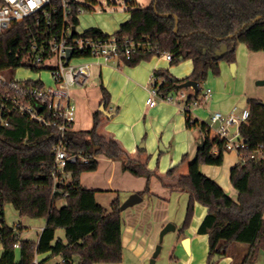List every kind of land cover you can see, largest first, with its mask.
Here are the masks:
<instances>
[{
    "label": "trees",
    "instance_id": "trees-1",
    "mask_svg": "<svg viewBox=\"0 0 264 264\" xmlns=\"http://www.w3.org/2000/svg\"><path fill=\"white\" fill-rule=\"evenodd\" d=\"M127 3L132 6L128 9L130 17L112 35L121 42L144 41L152 49L133 53L130 58L122 54L120 62L134 66L164 53L173 55L172 64L193 59L194 70L190 76L178 78L169 69L159 68L153 73L152 83L164 98L181 91L180 85L185 81L199 82V91L194 90L184 100L183 112L187 127H198L202 131L204 148L198 150L193 160L186 153L176 166L164 171L159 167L151 169L148 151L126 149L121 139L107 129L110 118L96 110L90 130L68 133V150L120 159L123 168L136 176L155 177L172 191H186L190 198L182 229L191 223L196 201L208 208L199 232L209 236V264L215 254L226 255L234 242L249 244L241 264L256 263L264 253V100L248 99L250 115L239 127L241 138L250 146L249 155L250 151L260 150L256 157L248 155L231 169L230 179L238 191L237 199L201 170L202 164H223L225 140L213 135L209 123L195 117L191 106L202 95V83L209 71L220 75V61H236L239 43H245L254 52L264 50V0H150L145 6L135 0ZM76 13L77 10L70 18L75 26L80 22ZM86 34L110 35L99 27L87 30ZM29 43L23 24L0 33V71L19 68L22 52ZM223 43L229 50L223 58L217 59L216 51ZM30 82L32 80L27 81ZM102 92V101L108 106L110 94L104 85ZM4 116L9 123L0 124V244L4 249L0 264H35L38 253L50 251L52 255H62L61 264H75V256L79 258L76 264L121 261L125 223L121 198L115 197L109 209L97 200L96 190L80 183L82 172L98 168L97 159L89 163H68L65 171L70 179L55 183L53 148L60 139L58 129L17 111ZM215 149L218 152H214ZM149 191L148 186L142 194ZM60 201L65 203L60 205ZM6 203H11L22 216L47 218L37 242L21 238V234L8 225ZM58 229H63L65 239L57 235ZM17 242H20L18 260L14 247Z\"/></svg>",
    "mask_w": 264,
    "mask_h": 264
},
{
    "label": "crops",
    "instance_id": "crops-1",
    "mask_svg": "<svg viewBox=\"0 0 264 264\" xmlns=\"http://www.w3.org/2000/svg\"><path fill=\"white\" fill-rule=\"evenodd\" d=\"M236 49V60L238 62L236 65L239 69L240 56H245L249 59L252 56V51L242 42L239 43ZM190 60V62L186 61L185 67L179 65L172 67L171 60L165 55L144 59L134 66L121 63L119 58H112L109 61H104L100 58L90 60L91 73L87 81L74 85L78 86V90H71L72 101L76 105V120L72 130H90L93 127V114L105 102L102 101V85H104L110 94V103L108 106L106 103V108L110 113L114 112L107 129L121 139L126 149L133 151L143 144L144 149L150 154L149 168L159 167L163 171L173 167L186 153L193 160L198 153V143L203 139V133L198 137L193 129L187 127L186 115L183 112L184 103L179 104L178 102L162 98L157 99V105L155 106H151L147 102V98L152 96L153 88L151 89V83L155 70L165 68V66L170 64L171 73L174 76L186 78L194 70L193 59L191 58ZM219 66L222 75L224 72H229L230 62L223 59L219 62ZM225 74L228 76V73ZM92 75L95 80L89 82ZM257 77L260 79L264 78V76ZM220 81V77L215 79L213 85L215 90H212L210 86L208 87L211 89V93L206 103L207 108L202 109L203 106H196L192 109V114L195 117L208 121L211 113L215 110L228 114L234 108H237L238 112L248 109V105L241 109L236 106L237 101L245 98L248 94L247 84L243 83L240 89L238 86V88L234 89V92L233 88H230L228 90H231V92H228L225 88L226 85L223 86V82ZM230 82L237 85V82L233 80ZM87 83L90 84V87H86ZM193 92V89H190L188 94ZM257 97L264 100V96L258 95ZM257 97L255 96V98ZM249 98H252V96H248L247 101ZM96 155L98 168L95 171H84L80 174V183L89 189L96 190V198L98 191H100L99 189H103V187L114 189L116 187L114 182L116 178L127 181V197L121 198L120 194H117L122 202L131 193H139L143 197L142 201L130 207L132 209L129 208L130 210L127 212L126 218H124L125 223L122 227V260L115 263L99 262L98 264H151L150 259L158 246L157 244L160 243V234L163 227L168 223H173L175 230H170L164 235L163 241L166 238L168 239H166V245L162 247L156 257L155 264H209V236L199 232V227L208 214L206 206L196 201L191 223L188 227L182 229L190 198L188 193V197L182 203V214H180L179 218L172 217L170 209L168 207L164 208L165 206L162 203L166 200L169 201L174 191L163 186L155 177L148 179L126 171L120 159L109 158L104 154ZM240 161V155L236 151L226 150L222 165L202 164L201 170L208 177L216 179L229 195L237 199L238 191L232 184L230 173L232 167L241 163ZM67 178L69 179L70 175ZM148 186L150 191L142 194ZM146 197L149 198L148 201ZM64 203L65 201L59 202L60 205ZM150 204H153L156 208L148 209ZM38 218H41V220L36 226L37 234L35 236H31V233L27 231V229H33L35 226L26 225L27 223L24 221L12 227L21 234V238L37 242L47 224L46 217ZM24 232H28V235H23ZM57 232L59 237L65 239V234L61 232V229H58ZM184 238H189L188 249L183 244ZM248 247L249 244L247 243H231L226 255H221L215 264H241ZM16 249V258L18 260L20 258V249L19 247ZM162 251L164 252L161 261L160 254ZM3 252L4 249L2 254ZM35 259L38 262H43V264H61L63 262L62 255H52V251L38 253ZM78 260L79 258L75 256L74 263L76 264ZM259 260L255 264H259Z\"/></svg>",
    "mask_w": 264,
    "mask_h": 264
},
{
    "label": "built area",
    "instance_id": "built-area-1",
    "mask_svg": "<svg viewBox=\"0 0 264 264\" xmlns=\"http://www.w3.org/2000/svg\"><path fill=\"white\" fill-rule=\"evenodd\" d=\"M125 3L130 0H123ZM37 7L30 8L28 0H0V33L10 30L16 24H23L30 43L22 52L23 59L20 67L31 69H48L51 72L53 84L47 85L42 79H6L4 72L14 74L15 70L5 69L0 71V124L8 125V119L4 114L17 111L28 115L39 123L54 126L58 129L60 139L53 148L55 152L54 182L64 181L69 175L65 171L68 163H89L96 159L97 155L71 152L68 150L67 138L76 120V105L72 101L71 88L87 81L91 73V62L94 58L109 61L119 58L122 54L130 58L133 53L142 52L148 47L144 42H136L127 39L119 41L112 34L109 37L91 36L86 31L79 32L77 26L70 21L71 16L77 10L78 16L84 12V6L78 0H35ZM75 32L73 33V28ZM72 51V57L68 59V51ZM20 55L19 53H17ZM169 60L173 55L164 53ZM55 60V64H48ZM32 80L29 84L27 81ZM33 82H40L36 85ZM193 91L194 88L192 87ZM211 89L194 100L191 111L196 106L207 103ZM189 94L183 89L177 96L167 95L162 98L158 89L153 88L152 96L147 98L151 106L157 105V99L179 102L182 104ZM184 108V104H183ZM47 113L49 115H47ZM249 110L241 112L234 108L230 113L223 114L219 111L211 113L209 125L213 135H218L225 140L226 150L236 151L245 161L249 155L250 146L242 137L239 130L242 121L249 117ZM232 127L234 129L232 130ZM260 149L250 151V157H256ZM214 152H218L217 149ZM1 225V217H0ZM20 247V242L14 245ZM38 264V260H34ZM255 264V263H254Z\"/></svg>",
    "mask_w": 264,
    "mask_h": 264
},
{
    "label": "rangeland",
    "instance_id": "rangeland-1",
    "mask_svg": "<svg viewBox=\"0 0 264 264\" xmlns=\"http://www.w3.org/2000/svg\"><path fill=\"white\" fill-rule=\"evenodd\" d=\"M135 1L140 6L141 5L142 6L148 5L150 2V0H135ZM78 2H80L81 4H83L86 7L84 8V12L80 13V15H79L80 22L77 26V30L79 32H83V31L90 30L93 27H99L107 35L112 34L115 31L119 30V28H120L119 26L121 25V23L123 24V23H125V21L128 20L129 13H130L128 11V9H130L132 7L131 3H125L123 0H78ZM236 53H237V51H236ZM251 54H252V56L249 59L246 58L245 56H240V60H239V65H240L239 67L240 68L239 69L237 68L235 74L232 71V65L229 66V72H224V74H222V75H221V72H220V75H215L210 70L207 78L202 83V93L201 94L203 95L209 86L212 87V90H215V88H213L214 81L216 78L220 77V80H221L220 82H223V86L226 85L225 88L227 90L230 88H233V92H234V89L238 88V86L240 89L241 85L243 83H246L247 89H248V92H247L248 94L246 95L247 97L252 96L255 98V96L257 97L258 95L264 96V84L259 83V80H263L264 78L260 79L257 77V76H264V50H259L256 52L252 51ZM186 61L190 62L191 60L185 59V60L179 61L178 63H175V64L171 63V64H172V67H175L178 65L185 67ZM234 63L237 64L238 63L237 60ZM48 64H55V60H50L48 62ZM180 64H182V65H180ZM165 69H169L170 72H172L170 64H168V66H165ZM225 73H228V76H226ZM3 76L6 79H11L13 77L18 78V79H22V80L29 79V78H31V79H42V81H44L45 84H47V85L53 84V80L51 78V72H50V70H48L46 68L41 69L40 71H37V70H33L31 68H27V67L23 66V67H19V68L15 69L14 74L7 71V72L3 73ZM94 80H95V77L92 75L90 77L89 82H92ZM231 80L237 82V85L232 84L230 82ZM151 84H152L151 85V89H152L153 83H151ZM86 87H90V84L87 83ZM72 89L78 90V86H73L71 88V90ZM190 89L192 90V88H183V90L187 93ZM228 92H231V90L230 91L228 90ZM202 95H200V97H202ZM176 96H177V93L174 95V97H176ZM246 96H245V98H241L236 103L237 104L236 106L239 107L240 109L244 108L248 105L247 104L248 101H247ZM202 106H203L202 109L207 108L206 104H204ZM215 111H218V110H215ZM209 121H211L210 117H209V120L207 122L209 123ZM192 129H193V131L196 132V135H198V137H200L202 135V131H200V129L198 127H193ZM233 129H234V127H232V130ZM177 163L174 166H176ZM129 175H131V174H129ZM114 182L116 185V187H115L116 189L115 188L112 189L111 187H103V189H99L100 191H98V193H97L98 200L101 202V204H103L104 206H106L109 209L111 208V204H112L113 200L115 199V197L117 196V194H120L121 198H125L128 195L127 181L122 180V179L119 180L118 178H116L114 180ZM116 190H117V192H116ZM187 197H188L187 192L174 191L170 197L171 199L169 201L166 200L165 202L162 200L163 201L162 204L165 206L164 208L168 207L170 209V213L172 214V217L179 218L180 214H182V212H181V209H183L182 203H184L183 201H185V198H187ZM127 199H125L124 201H126ZM148 199L149 198L146 197L147 201H148ZM146 200H145V202H146ZM153 207L156 208V206H153V204H150L148 206V209H152ZM129 208L123 210L122 214H123L124 218H126L127 212H129V210L132 209V208H130V209ZM160 208H161V206H160ZM5 217H6L7 223L10 226H17V223H19L21 221H24L25 223H27L26 225L35 226V227H33V229H30V228L27 229V231H29L31 233V236H35V234H37L36 226L39 223V221L41 220V218H38V217L32 218L29 216H22V215H20L18 210L14 208V206L11 203H6V205H5ZM61 232L63 234H65L63 229H61ZM26 233L24 232L23 235H28V232H26ZM166 239H168V238H166ZM166 239L163 241L162 247L164 245H166V241H167ZM163 250L165 251V249H163ZM2 251H3L2 244H0V257H1ZM164 251H162V253L160 254V258H161L160 260L161 261L163 258V252ZM259 259H260L259 264H264V254L263 253H261V256Z\"/></svg>",
    "mask_w": 264,
    "mask_h": 264
},
{
    "label": "water",
    "instance_id": "water-1",
    "mask_svg": "<svg viewBox=\"0 0 264 264\" xmlns=\"http://www.w3.org/2000/svg\"><path fill=\"white\" fill-rule=\"evenodd\" d=\"M157 6V3H155V7ZM261 16H258L257 18H260ZM177 21H178V18H177ZM177 31V27L175 29ZM75 32V27L73 28V33ZM228 47L225 43H223L219 50L216 51V58L217 59H221L223 58V56L228 52ZM72 51L69 50L68 51V59H70L72 57ZM230 65H232V71L233 73L235 74L236 73V70H237V65L236 63H231ZM259 83H262L264 84V79L263 80H259ZM181 88H194L196 92L199 91V82L196 81L195 79H191V80H188V81H185L183 82L181 85H180ZM99 110L101 112H103L107 117L111 118L113 115H114V112H109L106 108V102H103L102 105L100 106ZM204 139H202L199 143H198V147L199 149L201 148H204ZM140 149L142 150H145L144 149V145H140L139 147ZM162 148V146H161ZM143 200V197L140 196L139 193H132L128 199L126 201H124L121 205V210H125L127 208H129L130 206L140 202ZM170 230H175V226L172 224V223H168L166 224L164 227H163V230L160 234V243L157 244V248L156 250L154 251L153 255H152V258L150 259V262L151 264H155V259L156 257L159 255L161 249H162V245H161V242L163 241V237L164 235L169 232ZM188 242H189V238H184L183 239V244L187 247V249L189 248V245H188ZM221 257L220 254H215L213 257H212V261L210 264H215V262Z\"/></svg>",
    "mask_w": 264,
    "mask_h": 264
},
{
    "label": "clouds",
    "instance_id": "clouds-1",
    "mask_svg": "<svg viewBox=\"0 0 264 264\" xmlns=\"http://www.w3.org/2000/svg\"><path fill=\"white\" fill-rule=\"evenodd\" d=\"M28 3L30 8H35L38 6L35 0H28Z\"/></svg>",
    "mask_w": 264,
    "mask_h": 264
}]
</instances>
